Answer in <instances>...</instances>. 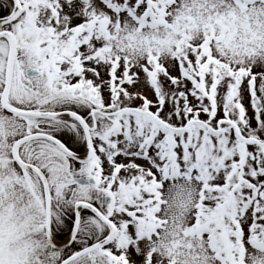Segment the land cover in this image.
I'll use <instances>...</instances> for the list:
<instances>
[{
	"label": "snow or ice",
	"instance_id": "snow-or-ice-1",
	"mask_svg": "<svg viewBox=\"0 0 264 264\" xmlns=\"http://www.w3.org/2000/svg\"><path fill=\"white\" fill-rule=\"evenodd\" d=\"M0 264H264V0H0Z\"/></svg>",
	"mask_w": 264,
	"mask_h": 264
}]
</instances>
